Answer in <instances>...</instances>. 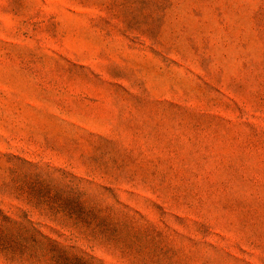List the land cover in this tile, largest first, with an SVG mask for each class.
<instances>
[{
  "label": "rangeland",
  "instance_id": "obj_1",
  "mask_svg": "<svg viewBox=\"0 0 264 264\" xmlns=\"http://www.w3.org/2000/svg\"><path fill=\"white\" fill-rule=\"evenodd\" d=\"M0 264H264V0H0Z\"/></svg>",
  "mask_w": 264,
  "mask_h": 264
}]
</instances>
